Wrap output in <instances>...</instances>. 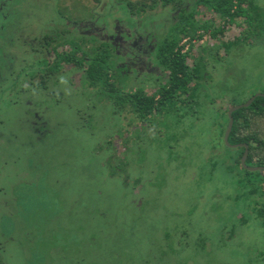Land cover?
<instances>
[{"label":"rangeland","instance_id":"obj_1","mask_svg":"<svg viewBox=\"0 0 264 264\" xmlns=\"http://www.w3.org/2000/svg\"><path fill=\"white\" fill-rule=\"evenodd\" d=\"M256 2L264 6V0ZM118 3H130L136 5L135 8L142 6L147 10L152 1L0 0V258L3 264H87L84 259L85 245L80 244L84 235H78L72 229L70 233V224L74 223V220L79 221L83 212L89 208L88 205L97 209L106 206L99 196L106 195V192L109 193V205L115 202L109 209H112V212L117 211V203V206L122 204L120 197L124 192L129 196H137L138 200L141 198L140 205L143 201H149V195L155 192L141 194L147 190L146 183L152 181L156 170L165 171L167 187L162 190L160 199L154 201L157 212L148 213L149 220L146 223L157 226L154 233L159 241H163L162 228L165 226L164 232L169 231L175 238L174 248L178 247V241L184 237V247L179 257L186 261V264H264V221L256 217V205L247 198L248 191L234 189L227 182L225 184L219 171L215 173L219 184L202 182L200 180L207 179V176H196V167H188L185 171L177 169V161L175 164L167 163L165 151L163 155L153 152L155 145L151 147V153L148 151L149 153L145 154L143 164L137 163L138 155L128 153L130 165L122 167L123 170H128L129 184L126 188L118 178L109 179L107 182L106 168L99 179L98 172L95 171L98 170L96 159L88 154L99 146L103 148V152L99 154L105 159L110 155L123 153L122 147L123 144L126 145L125 140L129 133H134L139 128L134 117L128 114L127 110L112 116L109 107L94 98L95 90L73 70L61 74L64 85L58 86V91L56 86L49 82V88L43 91L44 95L37 96L33 86H25L24 80L43 57L39 48L38 53L30 54L29 50L35 44L33 39H40L49 28L54 30L59 22L58 18L71 23L82 22L73 28L78 37L97 35L107 24H110V30L115 26H119L117 30H120L119 22L115 18V5ZM175 15L176 12L169 6H155L146 13H133L134 23L130 26L133 25L131 27L135 33L140 20L152 16V23L150 18L145 24L146 29L161 32ZM195 20L200 24L207 22L209 29L200 31L198 34H201L202 38L195 40L192 45L185 41L182 44H185L184 51L193 47V53L195 51L196 56L200 55L208 62V71L212 76L210 84L215 86V90H211L209 94L227 92V88H233L235 83V90H238L239 94H264V32L263 43L258 48L246 47L226 53L222 43L237 38L244 25L237 20L224 30L222 36L213 38L212 31L224 26L222 19L207 9L202 10ZM61 26L58 25V30ZM109 29H106L107 37ZM124 31L122 32L127 33ZM144 37L145 33L135 34L132 40L137 44L135 49L138 50L140 42H144ZM109 40L116 45L114 41L117 39ZM88 42L86 39L85 42L80 39L77 41L85 50L90 47ZM65 49L66 46L58 47V51ZM193 53L190 52V56ZM214 56L219 59L218 65L215 66L212 64ZM224 57L226 59H223ZM188 63L192 64L191 59ZM138 64V77L131 89L138 88L146 94H151L155 90L151 78L154 69L149 64ZM236 99L237 102L244 101L242 96ZM228 103L227 98L216 100L214 108L224 109ZM28 108L40 113L47 132L43 137V131L40 137L38 133L35 134L34 127L30 125L35 122L33 119H30L29 124L25 123ZM199 113L201 115L196 118L200 121L194 125L192 132L196 129L203 131L207 142L213 143L217 133L214 127L217 115H213L209 107L205 108V111L199 110ZM203 113L205 115H202ZM254 133L259 135L260 140H264V119L254 122L253 128L246 132L247 135ZM147 146L148 143H144L140 147L147 149ZM137 148L139 147H136L135 151ZM207 153L211 155L209 151ZM185 155L184 162L190 161L191 158L187 157L189 154ZM119 157H114L115 165L119 162ZM198 161L194 157L190 164ZM139 177L143 181L136 186L135 181ZM260 179L264 180L262 172L259 174ZM97 181L102 183L103 188H100V185L97 189L87 185ZM106 187L108 190H105ZM258 189L260 192L264 191L260 185ZM85 191H97L99 195L92 197L95 192L87 194ZM26 198L30 202L24 203ZM137 199L132 200L138 201ZM55 200L60 203L58 207L54 204ZM129 202H123L122 205L128 206ZM49 206H52L51 217L43 214ZM258 206L263 207L262 199L259 200ZM123 208L120 212H123ZM141 211L132 206L128 207L123 214L126 224L120 225V215V220L114 223V230L118 233L124 232L126 237L137 234V227L134 228L136 222L133 221ZM219 214L221 216L218 217ZM12 217L27 227H15ZM241 218L245 220L244 224L239 223ZM47 221L54 222L46 224ZM64 221H68L66 226L69 232H54L55 227L63 229ZM41 231L44 239L40 236ZM96 253L100 259V250ZM175 258H171L174 264L179 260Z\"/></svg>","mask_w":264,"mask_h":264},{"label":"trees","instance_id":"obj_2","mask_svg":"<svg viewBox=\"0 0 264 264\" xmlns=\"http://www.w3.org/2000/svg\"><path fill=\"white\" fill-rule=\"evenodd\" d=\"M151 1L152 3L147 6L149 8L147 10H152L155 6L164 8L169 6L176 12V15L171 17L169 23L167 26L165 25L161 32H157L154 29L152 31L146 29L145 24L149 22L150 18L152 23V16H146L140 20L134 33L132 31L133 27H131L133 25L130 26V24L134 23L132 21L133 13H146L147 10L142 6L135 8L136 5L134 6L130 3H118L115 5V18L119 22L121 32L117 30L119 26H115L110 30V24H107L97 35L78 37L73 28H76L82 22L71 23L58 18L59 22L54 30L49 28L40 39H33L35 44L31 46L30 54L38 53L37 50L39 48V53L43 57L40 60L41 62L36 65V68L30 71L28 78L24 80L25 86H33L37 96L38 94L44 95L45 89L49 88L47 83L51 82L58 87L64 82L60 78L62 77L61 74L64 71L73 70L79 73L80 78H83L84 82L95 90L94 98L99 103L108 106L112 116L127 110V113L134 117L139 128L138 131L129 133V137L125 140L126 145L123 144L122 147L124 148L123 153L116 156L110 155L108 159H105L99 154L103 152V148L99 146L98 149L88 154L96 159L98 170L95 171L98 172L99 179L106 168L108 171L107 182H109V179L118 178L124 183V188H126L127 184H129L127 182L128 170H123L122 167L130 165L128 163V153L135 156L138 155L137 163L143 164L145 154L149 153L148 151L151 153V147L153 148V145H155L156 149L153 152L155 154L160 152L158 155L165 153L167 163L172 162V164H175L177 161V164H175L177 169L180 168L185 171L188 167H196L198 170L196 176L200 178L207 176V179L200 180L202 182L219 184V180L215 177L216 171H219L224 177L222 181L225 184L227 182L234 189L248 191L247 198L253 201L254 206L256 205V217L264 221L263 200V207L260 208L258 206L264 192H260L258 189V185L264 189V180H259L260 172L252 173L242 168L240 159L244 149L229 150L230 148L223 143V136L228 125V110L233 106L244 104L253 95L237 93L238 90H235L236 83L233 84V88H227V92L230 94L227 92L209 94L211 90H215V86L210 84L212 76L208 71V62L202 56H196L195 51L193 53V47L184 51L185 44H182L183 41L187 40L185 43L192 45L195 40L202 38V35L198 34L200 31L209 29L207 22L200 24L195 20V17L202 10L208 9V11L218 15L224 23L222 28L212 31L213 38L222 36L224 30L237 20L244 25L243 31L237 38L222 43L221 46L226 53L235 50L239 51L246 47L258 48L263 43L264 6H260L256 0ZM120 11L124 13L122 14ZM58 25H62L60 30H58ZM107 27L109 29V37L105 36ZM124 30L127 33H123L122 31ZM142 33H145L144 42H140L141 45L137 50L135 49L137 44L132 42V40L135 34L142 35ZM111 38L117 39L114 41L116 45H113L112 40H109ZM78 39L83 42H85V39L86 41L89 40L90 47L86 50L83 49V46L77 43ZM59 46H66L67 49L58 51ZM190 52L193 53L192 56H190ZM214 54L216 55V50ZM50 57H52V60ZM189 59H191V65L188 63ZM223 59L226 58L224 57ZM138 63L149 64L154 69L151 78L154 82L155 90L151 94H146L142 89H131L132 84L138 77L137 69L140 68ZM217 63H219V59L214 56L212 64L215 66ZM27 79H30L28 80L30 82ZM241 96L244 101L237 102L236 98ZM222 97L229 100L226 108H214L215 101L224 99ZM208 107L211 108L213 115H217L216 124L214 125L217 133L213 143L207 142V137H205L203 131L196 129L192 132L194 125L200 121V119L196 118L197 115H201L199 110L205 111V108ZM202 115L205 114L203 113ZM232 119L233 125L228 143L230 145L247 144L249 146L246 160L247 167L264 168V140H260L259 135L256 133L246 134L249 129L253 128L254 122L263 121L264 98H255L247 108L234 112ZM144 143H148L147 149L140 147ZM136 147L139 148L135 151ZM109 151H111V146ZM207 151L211 155L209 153L206 154ZM96 153L99 155H96ZM185 154H189L187 157L188 159L191 158L190 161L184 162L186 161L184 158ZM206 155L208 158H206ZM118 156L121 158L119 157V162L115 165L114 157ZM194 157L199 161L190 164ZM200 159L204 162H201ZM86 171L92 172V170ZM139 171L144 172V170ZM142 181L141 177L137 178L135 185L138 186ZM87 185H92L96 189L100 185V188H103L100 181ZM146 185L147 190L141 195L152 193V191L155 192L149 195L150 200L147 202L143 201V204L140 205L139 200L141 198L138 200L137 196L133 197L132 194L129 196L128 193L124 192L120 197L123 200L122 204L123 202L124 204L128 203V201L130 202L128 206L122 204L117 206V203L115 206L118 207L117 211L119 212H112V209L109 210L115 202H111V205H109L108 192H106V195L102 193L103 196H101L97 191H85L87 194L95 192L92 197H96L98 194L103 205H106L100 207V209L88 205L89 208L83 212L79 221L74 220V223L70 224V233L73 230L78 235H81V233L84 235V240L80 244L85 245L86 253L84 259L87 264H97V262H101V264H174L172 259H176L175 257L179 259L176 264H186V261L179 257L184 247L183 241L185 238H181L178 241V247L174 248L176 247L175 238L169 231L164 232L166 226L162 228L164 229L162 233L163 241H159L154 233L157 226L152 223H149V225L146 223L149 220L148 213L157 212L158 208L154 201L156 202L160 199L162 190L167 187L165 171L156 170L155 177L152 181L147 182ZM107 186H109V183ZM124 188L123 190L126 191ZM215 188L219 189L217 186ZM105 190H108V187ZM132 199H137L138 201ZM26 202L30 201L26 198L24 203ZM54 204L56 207L60 205L58 200H55ZM131 206L135 210L141 209L142 211L134 221L132 220L134 223L136 222L134 228L137 227V234L133 233L126 237L124 232L118 233L114 230V223L120 220L119 216L121 215L120 225L126 224L123 214ZM122 208L123 212H120ZM43 214L51 217L53 214L52 206L45 209ZM12 219L15 227L20 225L27 227L26 224L19 222L17 218L12 217ZM9 221L12 220L9 219ZM51 222L54 221H47L46 224ZM241 222L244 224L245 220L239 219V223ZM63 223L65 224H63V229L55 227L54 232H59V230L66 232L68 230V226H66L68 221ZM115 233L118 235H115ZM78 235H76L77 238ZM182 235L185 236V233ZM40 236L44 239L43 231L40 232ZM46 236L48 237V231ZM51 237H53V232ZM97 250H100V259L96 256ZM31 256L33 258L32 253ZM0 264H3L1 258Z\"/></svg>","mask_w":264,"mask_h":264},{"label":"water","instance_id":"obj_3","mask_svg":"<svg viewBox=\"0 0 264 264\" xmlns=\"http://www.w3.org/2000/svg\"><path fill=\"white\" fill-rule=\"evenodd\" d=\"M257 97H262L264 98V94H255L253 95L249 100H247V102H245L244 104H240L237 106H233L231 107L228 112H227V117H228V125L226 128V131L224 133L223 136V143L225 146H227L230 149L236 150V149H244L243 155L240 159V165L242 166L243 169L252 172V173H256V172H263L264 173V168L263 167H247L246 165V160L248 157V145L247 144H237V145H230L228 143V138L232 129V125H233V119H232V114L242 108H247ZM263 203H264V193H263V197H262Z\"/></svg>","mask_w":264,"mask_h":264},{"label":"flooded vegetation","instance_id":"obj_4","mask_svg":"<svg viewBox=\"0 0 264 264\" xmlns=\"http://www.w3.org/2000/svg\"><path fill=\"white\" fill-rule=\"evenodd\" d=\"M187 40H185V42H186ZM59 87H56L55 89L58 91L59 89H58ZM53 101V100H52ZM30 106H32V105H30ZM33 108V107H32ZM32 108H28L26 111H27V115H26V119H25V123H28L29 124V121H30V119H33L35 122H31L30 123V125L32 126V127H34V131H35V133H38V136L40 137V134L42 133V131H43V133H42V137L45 135V134H47V132L45 131L46 130V125H45V123H44V121H42V117L41 116H39V112H36V111H34V109H32ZM34 111V112H33ZM32 116V117H31ZM27 124V125H28ZM38 124H40V125H38ZM40 127V128H39ZM42 129H44V130H42ZM46 132V133H45ZM40 139V138H39Z\"/></svg>","mask_w":264,"mask_h":264}]
</instances>
